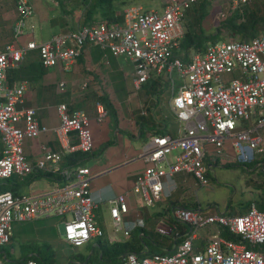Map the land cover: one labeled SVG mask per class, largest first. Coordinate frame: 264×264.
I'll return each mask as SVG.
<instances>
[{"label":"built area","instance_id":"obj_1","mask_svg":"<svg viewBox=\"0 0 264 264\" xmlns=\"http://www.w3.org/2000/svg\"><path fill=\"white\" fill-rule=\"evenodd\" d=\"M9 1L14 14L8 28L11 40L0 44V181L13 176L24 181L36 171L59 174L62 183L41 192L0 193V247L11 242L14 223L51 217L63 223V240L72 249L103 238L95 224L90 170H61L66 156L93 152L91 120L84 112L61 104L56 108L59 124L49 129L38 123L36 110L17 109L29 84L24 80L9 85L7 73L21 66L31 53L37 54L43 69L68 73L83 49L94 47L132 65L135 91L149 80L160 78L169 84V109L183 131L177 138L156 136L143 145L138 158L145 167L131 189L138 206L151 208L167 201L178 189L177 175L190 176L198 188H209L206 162L225 166L251 161L263 153L258 132L264 129V34L248 42L208 45L184 64L173 53L184 36L186 12L200 0H170L161 10L130 6L123 10L120 22L82 27L39 43L35 41V26L26 24L35 14L29 0ZM221 1L233 11L251 3ZM64 90V83H59L57 91ZM95 110L97 123L108 119L101 102L95 103ZM48 134L53 135L58 150L40 146L39 157L29 161L23 152L24 142ZM243 156L246 158L241 159ZM128 195L107 202L114 233L123 232L125 238L130 236L122 227V216L129 212ZM172 217L189 229L172 245V253L141 259L129 254L120 264H264V210L255 205L242 215L230 217L178 207L172 210ZM210 228L217 232L194 250L198 233ZM222 232L233 239L223 237ZM25 264L36 262L28 260Z\"/></svg>","mask_w":264,"mask_h":264},{"label":"crops","instance_id":"obj_2","mask_svg":"<svg viewBox=\"0 0 264 264\" xmlns=\"http://www.w3.org/2000/svg\"><path fill=\"white\" fill-rule=\"evenodd\" d=\"M7 3L0 0V9L2 11H0V22L6 28H10L14 19V14L13 6L10 5V1ZM65 21L66 24L62 25L61 23L55 24L54 19L41 20L39 23V27L41 28L40 30L44 31L48 29V35L45 36L44 32L41 34V41H46L54 36L79 29L77 24H74L75 26L72 28L71 21L67 18ZM29 56V60L34 59V56L31 54L27 57ZM27 57L24 60V63L28 61ZM110 60L113 61V64L110 63ZM118 61L119 60L113 58L107 52H103L98 48L88 47L77 59L70 72L61 73L58 69L46 70L44 76L37 83L31 85L28 83L29 88L23 98V103L17 107V109L24 108L36 110L38 123L49 129L55 128L59 123L58 121V123L53 124L50 121L52 119V111L54 117L58 120L56 108L61 104H66L72 111H82L89 117L91 120L94 150L91 154L86 155L83 166L90 170L92 176L90 191L92 200L96 205L95 210H99L101 205H108L107 202L118 195L129 194L136 176L145 167V164L138 158V156L143 145L150 138L156 137V135L160 134L177 138L183 131L182 124L175 120L169 109V98L168 102H164L165 104H162V100L159 97V99H157L154 95H148L150 98V101H148L150 104L147 109L149 115L146 116L145 114L142 116L141 114L144 112H141L139 115H135L132 127H124L125 125H123L122 121L123 118L135 112L134 110L131 111L128 108L127 110L124 109L121 106L122 103L120 104V98H122L121 100H125L127 97L123 96V85L125 83L126 76ZM131 81L132 73L130 74V82ZM7 82L9 84L8 78ZM17 82L20 81H15L14 83ZM61 82L65 85L63 93H59L57 91V85ZM83 84H86V88L84 89L81 88ZM53 92L59 97L60 95H63L64 99L63 101L61 100L60 102L54 103L52 106L51 101ZM144 94L146 93L144 92ZM102 97H107L116 111L118 119L116 125L113 124L110 117L102 123L96 122L95 103L101 102L99 98ZM130 98L133 99L134 97L130 96ZM130 98L128 97L124 103H128ZM136 98L139 97L137 96ZM115 102L119 103L120 106L117 107ZM161 105H163L162 110L160 107ZM49 107V111L51 109L53 110L47 112L48 110H46V108ZM120 108H122V111H120ZM162 111L164 112L162 113ZM118 112L120 113L118 114ZM167 112H170L168 116H170V119L173 122L172 127H169L168 125V123L170 124V119H167ZM151 116L153 117V120L151 119ZM47 123H49V125H47ZM41 137H43V139L38 142V145L36 146L37 151L33 150V147H30L28 153H24L26 158L31 162L39 157L40 146H44L52 151L58 150V146L56 145L52 134ZM263 142L264 141L262 140V146ZM98 152H100V154L97 158H95ZM263 156L264 151L262 154H259L258 157ZM255 157L251 161L242 163L250 164L254 161ZM258 157L257 159H259ZM90 158L93 159L88 162ZM263 165L264 162H259L257 164L258 167H263ZM207 167L208 171H210L212 168L221 166L208 165ZM262 171L264 172L263 169ZM174 180L178 185L177 191L184 189L188 184L197 188L195 181L190 176L177 175ZM26 181L27 180H18V194H27L31 191H47L58 185V183L50 179H37L31 181L27 186H24ZM171 197L168 200H170ZM178 206H183L189 209H195L196 207L195 205L190 206L185 203L176 202L175 205L169 204L166 214H170L172 210ZM216 232V228H210L206 230L205 233L199 232L197 240L194 241V244H197V249L204 244V241L208 236L215 234ZM123 241L124 240H114V242Z\"/></svg>","mask_w":264,"mask_h":264},{"label":"rangeland","instance_id":"obj_3","mask_svg":"<svg viewBox=\"0 0 264 264\" xmlns=\"http://www.w3.org/2000/svg\"><path fill=\"white\" fill-rule=\"evenodd\" d=\"M1 1L5 3L9 2V0ZM56 1L60 2V0ZM56 1L29 0L33 6L35 15L31 20L27 21L26 24L27 26L29 24H33L35 26L34 33L35 41L37 43L41 41V34L43 32L45 36L48 35V29L44 31L40 30L41 28L39 27V23L41 20L56 19L58 22L61 21V13L58 7L59 3ZM74 1L75 0L64 1V7L67 6L66 10H71L73 6L75 8L76 3ZM169 1L170 0H141L135 6H139L147 10H161L163 6ZM224 4L225 3L221 0H216L215 2L211 3L209 12L201 22V28L206 33V35L215 33L216 30L221 28L222 22L227 20V18L232 15L231 13L233 10L228 9L226 6H224ZM244 9L257 11L259 16H262L264 15V0H251L250 5L236 9V11L242 12ZM123 10L121 12H123ZM67 18L71 21L70 17ZM73 19L74 18L72 17V20ZM78 21L79 17L78 14H76L75 20H73L74 23L71 26H75L74 24H76ZM259 30V35L264 34V28ZM27 31L28 29L26 30L25 34ZM220 34L223 37L222 41H231L236 39L226 29H222ZM27 58L29 60L30 56ZM117 60H119L118 62L121 66V69H123L126 76V80L123 85V96L127 98L125 100H121L122 98H120V104L122 103L121 106L124 109L127 110L128 108L129 110H134L135 112L125 116L122 120L123 125H125L124 127L126 128L127 126L129 128V126L132 127L133 125L135 115H139L141 112H144L146 116L149 115L147 109L150 104L148 102L150 101V98L147 94H144L145 88H142L140 91H135L133 89L132 82H130V74L133 73L132 65L125 59L119 58ZM110 63L113 64V61L110 60ZM15 72L16 71L13 70L9 71V73ZM130 96L134 98L132 99ZM137 96L139 98H136ZM128 97L130 100L128 103H124ZM158 97L162 100V104L164 102H168L165 93ZM63 99V95H60L59 97L53 92L51 101L52 106L54 103L60 102L61 100L63 101ZM115 103L117 107L120 106L119 103ZM50 107L46 108V110H48L47 112L53 110L51 109L49 111ZM160 107L162 110L163 105ZM120 111H122V108H120ZM163 112L164 111H162V113ZM119 113L120 112H118V114ZM169 113L170 112L166 113L167 119H170V116H168ZM51 116L52 119L50 122L53 124L58 123V120L53 115V111ZM151 119L153 120L152 116ZM47 125H49V123H47ZM168 125L169 127L173 126L171 119L170 124L168 123ZM259 136L264 141V129L259 131ZM42 139L43 137L37 139L36 141L26 140L23 144L24 153L27 154L30 147H33L32 149L37 151L36 146ZM227 146H229V142H227ZM262 148L264 150V142ZM99 154L100 152L96 154L95 158H97ZM245 158L246 157L244 156L241 157V159ZM258 158L259 159L256 160L257 163H236L234 166L212 168L210 171H208L209 188H195L188 184L184 189L178 190L176 193H174L171 197V200L185 203L190 206L195 205L196 207H199L202 212L210 214L215 212H224L226 211V208L229 210L238 208L241 209L244 207L247 201L253 200L255 196L263 195L262 189H260V186H262L260 179L263 178L264 172L261 169L262 167H258L257 164L259 162H264V156ZM92 159L93 158H90L88 162H90ZM239 161L241 160L239 159ZM14 182L15 181L12 183ZM16 183L19 184L18 181ZM136 199L138 200V198H135L130 190L126 199L129 212L127 215L122 216L123 231H128L130 235L132 234L133 236L139 235L138 228H144L146 234L149 232L153 233L155 231L161 236H169L170 227L167 221L164 219L166 217V210L169 208V203L160 202L158 204L156 203V205L151 208H146L142 207L141 205H139V207L136 203ZM138 203L140 204L139 201ZM94 217L96 226L103 232L102 240L108 241L109 243L114 242V240H129V238H125L123 236V232L114 233L112 222L109 216L108 205H101L99 210H94ZM205 232L206 230L200 231V233ZM63 233V223L59 218L56 217H51L48 219L45 218L26 223H14L13 237L10 244L0 247V261L2 264H17L18 261H21L25 257H33L36 259L50 257L54 264H67L73 255L79 253L83 257L88 255V252L84 248L74 250L69 247L68 244L63 240ZM93 242H96V240L92 241V243ZM193 245L194 250H196L197 244Z\"/></svg>","mask_w":264,"mask_h":264},{"label":"trees","instance_id":"obj_4","mask_svg":"<svg viewBox=\"0 0 264 264\" xmlns=\"http://www.w3.org/2000/svg\"><path fill=\"white\" fill-rule=\"evenodd\" d=\"M64 1L65 0H60V2L56 1L57 3H59L58 7L61 13V21L58 22L55 19L54 23H61L62 25H65V19L67 17H70L71 25H73L75 15L78 14L79 21L76 24L78 28H82L91 27L99 23L120 22L122 19L121 11L125 7L127 8L130 6H135L141 0H75L74 2L76 3V6L75 8L74 6L72 7V11L66 10L67 6L64 7ZM212 1L214 0H200L199 2L191 6L186 12L184 36L179 43L178 50L173 53L174 56L179 58L184 64L189 61L190 55L202 54L208 45L224 42L222 41L223 37L220 34L222 29H226L234 38H236L232 41L248 42L251 39L260 36L259 29L264 28V15L259 16V13L254 10L244 9L245 11L243 10L242 12L234 10L231 13L232 15L227 18V20L222 22L221 28L216 30V32L211 35H206V33L201 28V22L209 12ZM146 11L148 10L146 9ZM72 17L74 18L73 20ZM10 40V29L6 28L0 22V44H3ZM84 50L85 49H83V51ZM31 55L34 56V59L28 60L25 63L23 62V64L21 65L22 67L19 66L17 69L13 70L16 71L15 73H7L9 84H13L15 81L21 80H26L29 84H34L37 83L44 76L46 70L43 69L39 64L37 54L31 53ZM143 88H145V93L147 95H154V97H156L157 99H159L158 96L164 93L167 99L169 98V84L167 82H164L160 78L155 80H149L143 86ZM99 100L101 101V103L104 104L106 110L108 111L110 119L113 121V124L116 125L118 119L116 111L114 110L112 104L109 102L107 97L99 98ZM163 135L164 134H160L156 136ZM86 155L89 154L76 153L66 156L61 163V170L84 167L83 162L85 161L84 159ZM256 158L252 163H257L256 160L258 159ZM206 165L208 166L211 164L206 162ZM234 165H236V163L221 167H229ZM261 169L264 170V165ZM207 177L209 178L208 174ZM37 179H50L58 183V185L62 183L61 176L59 174L52 175L49 173H40L35 171L30 177L25 179L27 181L24 186H27L31 181ZM260 180L262 183V186H260V189H262L263 192L262 196L254 195L255 198L253 200L247 201L243 208L230 210L226 208V211L221 213L228 217L242 215L247 212L248 208L252 204L255 205L259 211H263L264 176ZM13 181L15 182L12 183ZM17 181L18 179L14 176L4 181H0V193L11 192L17 195L19 193V184L16 183ZM167 202L171 205H175V203L178 201H172L170 199ZM178 207L186 208L183 206ZM197 208L198 207H195L194 210H196ZM164 219L167 221L170 227L169 236H161L155 231L153 233L149 232L148 234H146L144 228H138L139 235L132 236L131 234L129 236V240L127 241L109 243L108 241L102 240V238L97 239L96 242H90L89 244L82 247V249L84 248L88 252L87 256L83 257L80 255V253L73 255L67 264H120L121 259L129 254L136 255L138 258L141 259L154 254L161 255L166 253H172V245L179 243L183 239L184 235L188 233L189 229L187 226L176 223L172 217V212L169 215L166 214V217ZM226 234L227 233L222 232L221 235L228 239H233L231 238V236ZM28 260H32L36 262V264H54L53 260H51L50 257H45L42 259L25 257L21 261H18L17 264H25V262Z\"/></svg>","mask_w":264,"mask_h":264}]
</instances>
